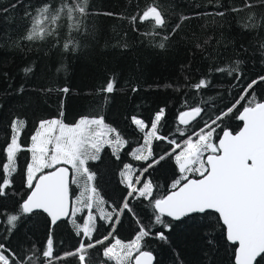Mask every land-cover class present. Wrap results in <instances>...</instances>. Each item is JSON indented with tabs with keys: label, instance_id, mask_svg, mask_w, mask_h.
Wrapping results in <instances>:
<instances>
[{
	"label": "snow or ice",
	"instance_id": "6c2138e0",
	"mask_svg": "<svg viewBox=\"0 0 264 264\" xmlns=\"http://www.w3.org/2000/svg\"><path fill=\"white\" fill-rule=\"evenodd\" d=\"M18 6V3L10 5ZM245 7L253 5L246 2ZM0 11L6 13L8 9ZM91 14L88 0H60L59 6L45 2L35 11L30 6L25 12L30 24L23 39L29 42L49 39L53 46H58L61 19L66 21L69 33H83L85 18ZM131 20L140 25L151 22L154 29L168 28L166 13L158 0L147 4ZM252 20L250 16L249 21ZM179 27L177 23L163 40L167 41ZM59 46L64 52H74L79 44L69 38ZM158 47L164 49L165 43H159ZM260 47L264 49V45ZM23 71L33 72L34 67H25ZM216 71L227 72L229 76L236 73L233 79L239 91L229 104L215 108L214 112H209L207 103L184 107L177 113L173 135L161 133L164 108L150 121L132 116L131 123L142 134L135 147L103 115H84L72 124L60 118L41 120L26 146L21 137L27 121L13 117L7 126L5 143L0 147V264H153V253L145 250L146 239L167 241L171 221L213 214L215 222L206 227L212 232L222 230L225 242L232 247L233 264H264V89L257 92L264 84V74L248 80L237 68ZM117 84V78L112 76L97 92L106 101L117 90ZM209 84L202 78L191 87L199 92ZM18 91L23 93L24 86ZM59 91L67 94L70 90L63 87ZM237 112L236 118L243 122V127L233 133L224 122ZM218 130L222 135H218ZM176 136L182 139L177 140ZM155 142L169 147L158 151ZM106 147L122 164L118 174L125 194L118 201L102 195L98 173L90 167L102 159ZM25 151L30 154L23 171V187L27 191L21 192L15 188V177L20 171V154ZM125 152L132 160L141 162V166L135 168L132 163H124L121 154ZM169 160L175 165V174L168 191L157 196L159 185L153 182L152 172ZM10 195L16 197L11 210L2 203ZM145 201L152 209L147 224L134 203L143 205ZM38 213L48 218L49 234L43 244L13 248L8 242L20 222ZM126 216L137 229L134 238L127 242L117 235ZM60 223H70L72 235L77 239L67 250H62L63 242L54 239L53 230ZM155 226L162 230H155ZM101 228L106 229V234H99ZM214 245L215 236H211L208 246Z\"/></svg>",
	"mask_w": 264,
	"mask_h": 264
},
{
	"label": "trees",
	"instance_id": "16d2710c",
	"mask_svg": "<svg viewBox=\"0 0 264 264\" xmlns=\"http://www.w3.org/2000/svg\"><path fill=\"white\" fill-rule=\"evenodd\" d=\"M45 2L59 6L60 0H0V9H8L6 13L0 11V147L5 143L7 126L13 117L27 121L21 137V142L27 146L38 121L56 117L69 124L84 115H103L106 122L120 130L135 147L142 134L131 123L132 116L150 121L164 108L166 115L161 121V133L173 135L179 110L207 103L209 112H214L215 108L229 104L239 91L233 79L236 73L229 76L227 72H217V68H237L248 80L264 74L261 58L264 49L260 47L264 45L261 0H158L168 22V28L163 30L154 29L151 22L140 25L131 20L153 0H88L92 14L85 18L83 33H69L66 21H60L63 27L58 33L59 45L71 38L79 44L74 52H64L49 39L34 42L23 39L30 24L25 12L30 6L35 11ZM246 2L253 7H245ZM17 3L18 7H10ZM233 8L239 11L232 12ZM219 11L225 14H214ZM107 12L115 15H105ZM250 16L252 21H249ZM177 23L179 29L164 41L163 37ZM246 23L256 26L245 28ZM149 32H159V35H144ZM161 42L165 43L164 49L158 47ZM25 67H34V71L26 74ZM112 76L117 78V90L105 101L97 90ZM202 78L210 81L209 87L197 92L191 86ZM21 85L23 93L18 91ZM63 87L70 91L60 92ZM134 87L138 91L133 92ZM48 88L55 90L48 92ZM261 89L264 84L257 92ZM236 117L237 113L227 118L224 126L234 131L239 124ZM176 139L182 138L176 136ZM157 144L158 151L169 147L160 142H155L154 147ZM28 158L26 151L19 157L20 171L15 177V188L21 192L27 191L23 187V171ZM121 158L135 168L141 166V162L132 160L126 152ZM90 167L98 173L97 182L105 198L118 201L125 194L118 174L122 164L113 158L109 148L106 147L102 159L91 163ZM174 174L175 165L171 160L152 172L153 182L159 185L157 196L168 191ZM15 200L16 197L10 195L2 203L11 210ZM134 203L141 210V219L149 223L151 207L146 201L143 205ZM214 222V214L171 221L167 241L146 239L145 250L153 253V264H180V261L183 264H209V261L233 264L232 247L225 242L222 230L217 228L212 232L206 227ZM48 229V218L44 214L25 217L8 243L13 248L43 244ZM136 230L134 221L126 216L117 235L127 242L134 238ZM155 230L162 229L155 226ZM53 232L55 241L63 242L62 250L77 242L70 223H60ZM99 234H106V229L101 228ZM211 236H215V245L210 248Z\"/></svg>",
	"mask_w": 264,
	"mask_h": 264
},
{
	"label": "water",
	"instance_id": "95a60500",
	"mask_svg": "<svg viewBox=\"0 0 264 264\" xmlns=\"http://www.w3.org/2000/svg\"><path fill=\"white\" fill-rule=\"evenodd\" d=\"M242 110V109H241ZM239 115V113L237 112V116ZM239 126H238V128L235 130V131H233V133H235V132H238L242 127H243V122L242 121H239ZM218 135H222V133H219ZM167 192V191H166ZM165 192V193H166ZM165 193H163V194H165ZM162 194V195H163ZM45 216H46V214H44Z\"/></svg>",
	"mask_w": 264,
	"mask_h": 264
},
{
	"label": "rangeland",
	"instance_id": "374dc122",
	"mask_svg": "<svg viewBox=\"0 0 264 264\" xmlns=\"http://www.w3.org/2000/svg\"><path fill=\"white\" fill-rule=\"evenodd\" d=\"M80 117H81V116H80ZM52 118H56V117H51V118H46V119H52ZM78 118H79V117H78ZM78 118H77V119H78ZM46 119H42V120H46ZM77 119H76V120H77ZM76 120H75V121H76ZM40 121H41V120H40ZM75 121H74V122H75ZM38 122H39V121H38ZM69 124H72V123H69ZM37 125H38V123H37ZM36 127H37V126H36ZM35 129H36V128H35ZM29 144H30V142H29ZM29 157H30V154H29ZM28 159H29V158H28Z\"/></svg>",
	"mask_w": 264,
	"mask_h": 264
},
{
	"label": "flooded vegetation",
	"instance_id": "af4514ba",
	"mask_svg": "<svg viewBox=\"0 0 264 264\" xmlns=\"http://www.w3.org/2000/svg\"><path fill=\"white\" fill-rule=\"evenodd\" d=\"M239 124H240V123H239ZM239 124H238V126H239ZM238 126H237V128H238ZM237 128H236V129H237ZM236 129H235V130H236ZM235 130H234V131H235Z\"/></svg>",
	"mask_w": 264,
	"mask_h": 264
}]
</instances>
